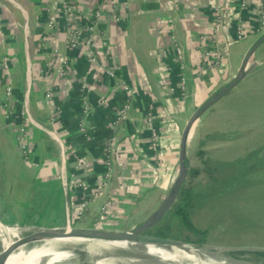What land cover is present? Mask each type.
<instances>
[{
    "label": "crops",
    "instance_id": "crops-1",
    "mask_svg": "<svg viewBox=\"0 0 264 264\" xmlns=\"http://www.w3.org/2000/svg\"><path fill=\"white\" fill-rule=\"evenodd\" d=\"M65 2L75 9L70 11V20L61 0H0V169L4 172L2 163L5 172L16 162L27 166L33 180L44 179L37 185L27 183L32 197L27 205L34 207L27 211H38L42 220L47 213H57L64 225L69 204L74 224L80 219L77 210L89 195L88 189L75 183L94 184L99 179L112 143L116 187L108 192L116 197L109 201L116 216L109 225L121 226L133 218V226L156 208L169 188L187 119L235 74L259 37L254 28L264 0ZM218 17L219 57L215 52L208 60L219 64L201 70L206 46L200 37L215 34ZM79 23L95 27L91 47H69V29ZM239 28L241 39L237 38ZM175 41L184 52L182 61L177 58ZM62 68L66 69L64 75L59 74ZM181 76L186 81L184 94ZM6 86L12 88L8 99ZM49 87L53 88L50 106L45 96ZM26 93L32 118L26 124L28 159L20 154L17 140ZM127 100L128 112L114 127L116 113ZM149 109L159 130L156 151L145 126ZM97 207L89 209L98 213ZM103 222L94 215L87 226Z\"/></svg>",
    "mask_w": 264,
    "mask_h": 264
},
{
    "label": "rangeland",
    "instance_id": "rangeland-1",
    "mask_svg": "<svg viewBox=\"0 0 264 264\" xmlns=\"http://www.w3.org/2000/svg\"><path fill=\"white\" fill-rule=\"evenodd\" d=\"M263 59L264 46L260 47L251 59V61L258 60V66L200 118L190 138L191 168L197 172L192 176L188 175L186 187H193L194 191L201 194L199 198L201 203L192 210L190 222L205 234H195L181 221L171 220L172 228L168 231V238L191 243L198 247L264 248V154H262L264 148V62L261 61ZM239 62L237 61L235 65L238 66ZM212 63L214 64L215 61L210 64ZM0 116H3L1 110ZM20 154L22 155L21 152ZM16 163L10 164L7 172H5L4 163H2L4 172L0 169V219L10 225L15 224L21 227L63 226L61 217L59 219L56 216L57 213H47L42 220L38 211H27L28 207H33V205H27L32 199L31 188L28 189L27 185L32 182L36 185L40 184L44 179L33 180L28 167ZM113 175L105 195L91 203L73 227H94L87 226L89 219L94 215L98 219H104L101 225L96 226L98 228L122 230L132 226L133 218L125 220L121 226H110L109 224H113L110 220L116 216H114L115 211L108 208L101 212L100 207L105 197L110 195L108 191L116 187ZM96 182L86 183L89 188H92ZM213 186H216L214 190L208 191V188L210 187L211 190ZM208 193L213 195L210 196ZM111 198L116 199L112 195L108 196L109 200ZM96 204L98 210L100 209L98 213L89 209ZM34 222L41 223L43 226L30 225ZM155 232V229H151L150 234L156 235ZM187 238L191 241H187ZM200 238H204V242H198ZM81 246H78L75 251L74 259L61 264L94 263V258L86 252V245ZM221 253L253 264H264V257L253 251L221 250Z\"/></svg>",
    "mask_w": 264,
    "mask_h": 264
},
{
    "label": "bare ground",
    "instance_id": "bare-ground-1",
    "mask_svg": "<svg viewBox=\"0 0 264 264\" xmlns=\"http://www.w3.org/2000/svg\"><path fill=\"white\" fill-rule=\"evenodd\" d=\"M36 230L39 228L0 223V252L10 247L18 238ZM82 244L86 245V252L94 258L92 264H253L226 256L219 247H198L183 241L146 239L110 242L74 237H46L30 246H21L6 254L2 264H61L74 259L75 251Z\"/></svg>",
    "mask_w": 264,
    "mask_h": 264
},
{
    "label": "water",
    "instance_id": "water-1",
    "mask_svg": "<svg viewBox=\"0 0 264 264\" xmlns=\"http://www.w3.org/2000/svg\"><path fill=\"white\" fill-rule=\"evenodd\" d=\"M262 44H264V32L259 35L257 40L247 50L235 74L223 84H221L217 89H215L211 93V95L201 105H199L187 119L180 138L179 161L176 174L169 188L167 189L166 193L164 194L156 208L151 211L148 216H146V218L134 224L133 226L122 230L103 229L98 227H73L71 209L69 204H67L66 224L61 227L54 228L40 227L39 230L30 232L18 238L10 247L0 252V264H2V260L6 254L12 252L13 250L21 246H30L34 242L44 239L46 237L59 239L74 237L88 240H102L110 242H134L146 239L162 242H181L177 239L151 235L148 234V231L154 228L157 224H159L163 220V218L168 214V212L172 209L178 199V196L185 181L188 178L191 168L189 142L190 138L194 133L195 128L197 127L198 121L218 101H220L224 96H226L233 89H235L238 84L242 82L255 67L258 66L259 61H251V59L255 55L257 50L262 46ZM261 61L264 62V59ZM262 154H264V148L262 149ZM0 223L4 225H10L8 223H5L1 219ZM68 227L69 230H67ZM220 249L222 251L224 250L231 252H264V248L259 247H234Z\"/></svg>",
    "mask_w": 264,
    "mask_h": 264
},
{
    "label": "built area",
    "instance_id": "built-area-1",
    "mask_svg": "<svg viewBox=\"0 0 264 264\" xmlns=\"http://www.w3.org/2000/svg\"><path fill=\"white\" fill-rule=\"evenodd\" d=\"M62 4H63V10L64 12L67 14V20L71 19V14L70 11H74L75 9L74 7L72 8L69 4H67L65 2V0H61ZM242 3H244V0H242ZM257 23H256V27L254 28V31L262 34L264 32V9H263V3L260 4V10L257 16ZM49 24L51 27H53L54 25V21L51 19L49 21ZM221 24V20L220 17H218L217 22L215 24V28H214V33L213 35H202L200 37V40L202 41V43H204V46H206V48L204 49V58H203V62L201 65V70H208L213 68L217 62L215 61V63L210 64L211 62L208 60V57L210 55L215 54L216 52V33L219 30ZM94 32H95V27L91 24H84V23H79V24H75L74 26H71L68 32V36H67V43L69 45V47L71 48H76L80 45H87L89 47H91L93 45V39H94ZM237 38L241 39L243 38V32L241 30V28L238 29L237 31ZM228 44L225 42L224 44V52L227 53L228 50ZM174 48L176 50V54H177V58L182 61L184 58V52L182 50V47L178 44V42L175 41L174 43ZM90 54L92 56L93 53ZM216 57H219V54L216 52ZM92 59V58H91ZM66 72L65 68H62L59 71L60 75H64ZM108 75L115 79V73L112 70H107ZM180 89L181 92L184 94L186 91V81H185V77L181 76V80H180ZM125 90L130 93L131 90L129 88L128 85L125 84ZM12 94V88L10 86H6L5 88V96L8 99ZM52 95H53V88L49 87L46 90L45 96H46V102L47 104H51V100H52ZM129 109V100H127L126 102H124V104L118 109L116 116L113 120V126L114 127H118L123 119L125 118L127 112ZM52 117H51V121L53 122L55 119L54 116V109L52 110L51 113ZM28 121H32V118L30 116V112H29V105H28V94H25L24 100H23V108L21 111V118H20V123H19V130L17 133V140L19 141V150L22 153V156L27 158L29 157V149L27 146V132H26V124ZM156 116L153 113L152 109H149L147 116H146V121H145V126L147 128V130H149V138H150V146L151 148L156 151L159 148V144H158V139H159V134H158V128L156 127ZM107 154L105 156V161H104V168L103 171L99 177V179L97 180L96 184L92 187L89 188L88 184L86 182H78L76 184L77 187L80 188H85L89 190V195L87 200H85L83 202V204L81 205V207L77 210L76 215L77 217H81V215L83 214V212L89 207V205L91 203H94L99 197H103L106 193L107 190V186L112 178L113 175V167H114V159H113V155L115 152V147L114 145H112V143H110V145L107 147ZM66 184V182H65ZM67 185V184H66ZM65 185V186H66ZM108 196H110L109 194L107 195V197H105V201L102 203V206L100 207L101 212L106 211L109 208V199ZM99 209V210H100ZM72 214V211H71Z\"/></svg>",
    "mask_w": 264,
    "mask_h": 264
},
{
    "label": "trees",
    "instance_id": "trees-1",
    "mask_svg": "<svg viewBox=\"0 0 264 264\" xmlns=\"http://www.w3.org/2000/svg\"><path fill=\"white\" fill-rule=\"evenodd\" d=\"M262 46H264V44H262ZM199 152H201V151L199 150ZM196 172H197V170H194V168L193 169L191 168L189 176L194 175ZM245 173H247V172H245ZM186 181H185V183L181 189V192L178 196V199H177L176 203L174 204V206L172 207V209L168 212V214L163 218V220L159 224H157L154 228H152V229L156 230L155 236L167 237L168 231L172 228L170 225L171 220L181 221L187 228H189L195 234H199V233L205 234V232L199 231L190 222V214H191L192 210L196 207V205L201 203V201L199 200V198H201V194L198 191L197 192L194 191L193 187H189V188L186 187ZM215 187L216 186H213V189H211V190L209 187L208 188L209 190L208 189L207 190L213 191ZM227 189H229V188H227ZM208 194H210V196L213 195L212 193H208ZM150 231L151 230L148 231V234H150ZM204 240H205L204 238H200L198 240V242L202 243V242H204ZM187 241H191V240H189L187 238ZM254 253H257V254L264 257V252H254Z\"/></svg>",
    "mask_w": 264,
    "mask_h": 264
}]
</instances>
